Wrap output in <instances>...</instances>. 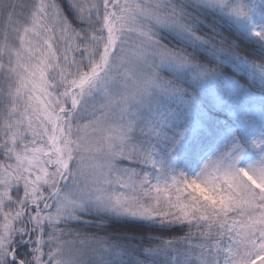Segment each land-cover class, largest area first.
Returning a JSON list of instances; mask_svg holds the SVG:
<instances>
[{"label":"snow or ice","instance_id":"snow-or-ice-1","mask_svg":"<svg viewBox=\"0 0 264 264\" xmlns=\"http://www.w3.org/2000/svg\"><path fill=\"white\" fill-rule=\"evenodd\" d=\"M0 264H264V0H0Z\"/></svg>","mask_w":264,"mask_h":264},{"label":"trees","instance_id":"trees-1","mask_svg":"<svg viewBox=\"0 0 264 264\" xmlns=\"http://www.w3.org/2000/svg\"><path fill=\"white\" fill-rule=\"evenodd\" d=\"M242 43L245 45V47H248V50H249V51H252V50H253V49L251 48L250 44H249V41L244 40V39L242 38ZM224 70H225L226 74H233V73H235V70L232 69L230 65H225V66H224ZM235 75L237 76V78H239V77L242 76L243 74H242V73H235ZM245 78H246V77H245ZM87 218L91 219V217H87ZM176 234H177V235H181V234H182V231L177 230V233H176Z\"/></svg>","mask_w":264,"mask_h":264},{"label":"rangeland","instance_id":"rangeland-1","mask_svg":"<svg viewBox=\"0 0 264 264\" xmlns=\"http://www.w3.org/2000/svg\"><path fill=\"white\" fill-rule=\"evenodd\" d=\"M134 166V165H133Z\"/></svg>","mask_w":264,"mask_h":264}]
</instances>
